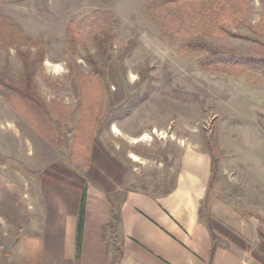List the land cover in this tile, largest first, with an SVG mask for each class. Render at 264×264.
<instances>
[{"label": "rangeland", "instance_id": "rangeland-1", "mask_svg": "<svg viewBox=\"0 0 264 264\" xmlns=\"http://www.w3.org/2000/svg\"><path fill=\"white\" fill-rule=\"evenodd\" d=\"M93 12L114 27L78 33ZM0 18V79L36 96L0 84L5 255L44 196L80 192L93 140L129 191L165 195L186 153L206 156L212 195L264 213V0H0Z\"/></svg>", "mask_w": 264, "mask_h": 264}, {"label": "crops", "instance_id": "crops-1", "mask_svg": "<svg viewBox=\"0 0 264 264\" xmlns=\"http://www.w3.org/2000/svg\"><path fill=\"white\" fill-rule=\"evenodd\" d=\"M89 146L80 192L44 196L43 222L9 256L0 248V264H264V213L212 195L206 156L186 153L172 191L151 196L127 190L124 167Z\"/></svg>", "mask_w": 264, "mask_h": 264}, {"label": "trees", "instance_id": "trees-1", "mask_svg": "<svg viewBox=\"0 0 264 264\" xmlns=\"http://www.w3.org/2000/svg\"><path fill=\"white\" fill-rule=\"evenodd\" d=\"M115 16L116 15L114 13L93 12V13H91V14H89V15H87L81 19L80 23L78 24L79 28L77 31L80 34L82 33L85 36H89L94 31L99 30V28L104 24L107 26H110L112 28V27H114L113 20L115 19ZM9 30H10V28H9ZM27 43H31V41L28 40ZM39 43L40 42H36L35 44H39ZM209 52H210V54L213 53L211 55V57H212L214 55V52H211V50H209ZM205 59L210 60V57H207ZM42 62H43V58H42V55H40L39 57L35 58L33 62H30V63L27 62L26 59H24L23 65H24L25 69L28 70V67L32 68L34 66V64L37 63L40 66V68L43 69ZM29 75H30V73H29ZM0 84L4 85L12 93H14L20 97L26 98L27 100L32 101V102H34L36 100V98H35L36 96H35L34 92L32 91V82H31V79L29 76H27V78L25 79V86L24 87H18V86H15L13 84H9V83L5 84L3 79H0ZM114 264H118V259L115 261Z\"/></svg>", "mask_w": 264, "mask_h": 264}, {"label": "bare ground", "instance_id": "bare-ground-1", "mask_svg": "<svg viewBox=\"0 0 264 264\" xmlns=\"http://www.w3.org/2000/svg\"><path fill=\"white\" fill-rule=\"evenodd\" d=\"M113 132H114V133H118V131H117V129H116V128H114V129H113Z\"/></svg>", "mask_w": 264, "mask_h": 264}]
</instances>
